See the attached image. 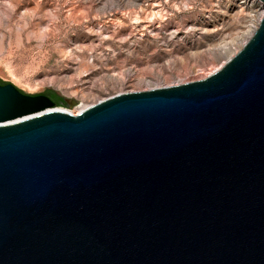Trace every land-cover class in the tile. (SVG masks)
Listing matches in <instances>:
<instances>
[{"label": "water", "instance_id": "95a60500", "mask_svg": "<svg viewBox=\"0 0 264 264\" xmlns=\"http://www.w3.org/2000/svg\"><path fill=\"white\" fill-rule=\"evenodd\" d=\"M0 264H264V15L208 77L76 115L0 83Z\"/></svg>", "mask_w": 264, "mask_h": 264}, {"label": "rangeland", "instance_id": "374dc122", "mask_svg": "<svg viewBox=\"0 0 264 264\" xmlns=\"http://www.w3.org/2000/svg\"><path fill=\"white\" fill-rule=\"evenodd\" d=\"M253 15L246 0H0V80L79 113L215 73Z\"/></svg>", "mask_w": 264, "mask_h": 264}, {"label": "bare ground", "instance_id": "6f19581e", "mask_svg": "<svg viewBox=\"0 0 264 264\" xmlns=\"http://www.w3.org/2000/svg\"><path fill=\"white\" fill-rule=\"evenodd\" d=\"M246 4L250 5V7L254 13L253 18L250 21L251 24L248 26L247 31L242 35L243 37L236 39V41L231 43V44H225L223 46V48L220 50V52L218 54H216V59L229 60L232 56H234L244 46V42H247V40L250 38V36L255 31V29L258 27V25L261 21V18L264 15L263 2H261V0H246ZM149 82H151V81L149 80ZM86 108L87 107H83L80 109V111H83ZM60 109H62V108H60ZM73 114H78V113H73Z\"/></svg>", "mask_w": 264, "mask_h": 264}, {"label": "trees", "instance_id": "16d2710c", "mask_svg": "<svg viewBox=\"0 0 264 264\" xmlns=\"http://www.w3.org/2000/svg\"><path fill=\"white\" fill-rule=\"evenodd\" d=\"M0 83H1V84H6V82H3V81H1V80H0ZM51 98L56 102V104H57L58 106H63V105H65V101H64V99L61 98L60 96H58L57 94H52V95H51Z\"/></svg>", "mask_w": 264, "mask_h": 264}, {"label": "built area", "instance_id": "2783aa9c", "mask_svg": "<svg viewBox=\"0 0 264 264\" xmlns=\"http://www.w3.org/2000/svg\"><path fill=\"white\" fill-rule=\"evenodd\" d=\"M207 77V76H206ZM206 77H204V78H206ZM204 78H202V79H204ZM74 115H76V114H74Z\"/></svg>", "mask_w": 264, "mask_h": 264}]
</instances>
